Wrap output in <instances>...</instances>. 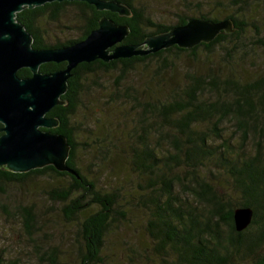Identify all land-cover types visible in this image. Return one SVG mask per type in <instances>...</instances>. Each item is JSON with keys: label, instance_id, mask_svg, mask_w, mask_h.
Wrapping results in <instances>:
<instances>
[{"label": "trees", "instance_id": "1", "mask_svg": "<svg viewBox=\"0 0 264 264\" xmlns=\"http://www.w3.org/2000/svg\"><path fill=\"white\" fill-rule=\"evenodd\" d=\"M117 1L131 15L100 11L85 1H55L26 7L17 20L38 49L85 39L103 17L129 25L124 41L129 44L142 45L191 17L230 19L234 30L193 48L174 45L146 56L79 64L63 104L48 113L59 121L51 131L68 138L67 165L78 175L53 165L24 173L1 167L0 193L6 185L47 177V195L63 204L64 220L78 228L80 264H115L116 248L124 246L129 264L141 263L142 257L150 264L153 255L155 264H264V69L258 72L256 64L264 58L257 15L264 0L219 1L205 12L199 5L196 14L188 13L193 0H184L186 10L172 24L153 17L149 0ZM65 65L49 62L40 70L49 73ZM105 74H111V84ZM18 75L32 73L22 68ZM96 91L104 93L98 113L90 108L97 97L88 103ZM87 153L93 156L89 166L98 169L122 159L113 170L130 176L119 182L116 175V185H101L80 165ZM239 207L253 211L241 231L234 220ZM18 212L33 233L34 209ZM138 214L147 220L150 245L143 251L140 240L127 242L118 233L135 224ZM58 253L52 248L41 254L48 264H68ZM0 264L20 263L0 256Z\"/></svg>", "mask_w": 264, "mask_h": 264}, {"label": "water", "instance_id": "2", "mask_svg": "<svg viewBox=\"0 0 264 264\" xmlns=\"http://www.w3.org/2000/svg\"><path fill=\"white\" fill-rule=\"evenodd\" d=\"M55 1H85L100 11L131 15L130 8L117 0H0V123L3 125L0 168L6 167L15 173L53 165L59 171L78 175L67 165L71 149L68 138L51 131L59 121L48 113L63 104L62 96L79 64L146 56L174 45L193 48L213 41L222 32L234 30L230 19L211 21L191 17L186 24L147 37L142 45L129 44L124 42L130 33L129 25L103 17L99 27L85 39L59 48H35L32 34L17 20V13L26 7ZM49 62L66 65L53 72H42L41 66ZM22 68L30 69L32 75L20 77L18 72ZM252 216L251 208H236V229L244 230Z\"/></svg>", "mask_w": 264, "mask_h": 264}, {"label": "rangeland", "instance_id": "3", "mask_svg": "<svg viewBox=\"0 0 264 264\" xmlns=\"http://www.w3.org/2000/svg\"><path fill=\"white\" fill-rule=\"evenodd\" d=\"M219 1L225 3L231 0H193V5L191 6V10H188V13H198L200 9L199 5L202 6V11H208V9L213 8ZM148 6L151 14L157 21L168 24L175 23L179 15L186 10L184 0H149ZM229 11L231 10L227 12ZM257 15L261 28L264 30L263 5H261ZM256 64L258 65L257 71H263L264 58H258ZM247 65L249 66V64ZM111 77V74H105V79L110 84L112 82L107 78ZM101 78L102 80L100 82L103 83L106 81L103 79V76L99 79ZM95 93V96H89L88 99L90 100L88 103L91 102V99L97 97L94 106H98V108L96 109L94 106H90V108L98 113L103 107V102L98 100H102L100 97L104 93H100V91H96ZM100 106L102 107L100 108ZM91 116L90 120L92 121L95 118V114L93 113ZM83 156L84 159L80 162L81 167L83 166L86 173L91 171L93 176H98L101 180V185H116L117 180L114 178L116 175H119L117 178L119 182H122L123 178H127V174L130 176L127 172L117 174L113 170V167L115 168L118 164L120 165L122 163V159L121 161H110L108 166L104 168L99 167L98 169L94 165L89 166V163L93 159L92 153L83 154ZM48 185V178L38 175L29 178L23 183L6 185L5 191L0 193V256H4L6 259H16L20 264H48L46 255L43 256L41 253L45 251L49 252L52 248H57L59 256L66 260L68 264H80V257L78 255L80 248L77 236L78 228L64 220L61 211L63 204L50 199L46 193ZM26 206H31L36 215L37 221L33 233L28 232L22 216L18 212L19 208ZM133 218L135 224L122 226L118 233L127 242L140 240L142 244L139 248L143 251L144 244H147V246L150 245L147 242L145 233V222L147 220L143 216L140 218L139 214ZM126 247L124 246L122 249L116 248V256H113L116 260L114 261L115 264H129V261L125 258L127 253ZM152 260L153 262L150 264H155L158 261L154 255ZM148 261V259L142 257L140 260L141 263L138 264H148ZM132 264L137 263L134 262Z\"/></svg>", "mask_w": 264, "mask_h": 264}]
</instances>
